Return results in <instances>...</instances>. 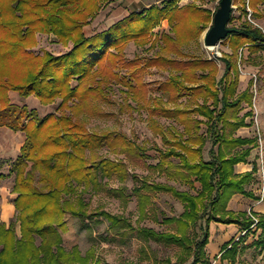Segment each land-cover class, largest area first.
<instances>
[{
  "label": "trees",
  "instance_id": "obj_1",
  "mask_svg": "<svg viewBox=\"0 0 264 264\" xmlns=\"http://www.w3.org/2000/svg\"><path fill=\"white\" fill-rule=\"evenodd\" d=\"M103 1L0 0V126L24 131L27 136L10 174L0 173V181L16 175L13 190L21 228L19 236L17 225L0 222V264H111L97 257L93 249L83 255L79 245L67 248L64 235L70 232L69 216L83 222L105 217L114 228L124 222L147 242L179 249L176 260L168 257L160 264H212L208 247L213 222L238 225L241 233H246L222 246V261L237 263L245 250L241 245L254 228L261 231L254 245L264 251V213L229 209L236 195L255 198L247 185L254 180L257 165L245 174L236 171L237 165L248 162L257 146L256 138L238 136V131L249 125L246 118L254 116L253 110L241 115L244 105L253 108L255 99L253 81L240 92L241 64L257 65L264 51V30L246 21L223 41L230 43L231 52L221 59L225 71L220 76L216 60L184 51L200 43L213 23L211 9L165 0L160 6L133 12L110 29L88 37L85 27L103 9ZM236 1L243 3L247 16L248 3ZM261 4L264 0H249L257 18L262 17L258 12ZM165 20L170 31L163 33L159 41L153 39L156 28ZM233 21L232 15L230 24ZM45 35L54 36L66 50L59 54L48 49L37 52L40 37ZM131 43L158 48V52L130 60L127 48ZM153 68L170 74L156 88L146 81ZM115 83L126 87V97L138 108L149 110L152 128L164 137L168 149H159L158 164L149 165L147 149L125 134L88 128L89 119L105 115L101 104L109 103ZM11 91L19 92L24 100L36 96L46 106L58 100L61 103L57 112L42 117L26 105H11ZM153 92L160 95L153 96ZM128 107L134 109L131 104ZM160 118L176 121L183 130L169 129V139L158 124ZM209 144L210 159H206ZM104 148L144 161L150 170L176 182H197L200 192L193 195L133 174L141 184L134 188L140 222L159 221L155 201L159 193L184 204L180 216L162 214L167 232L146 226L136 229L123 216L91 212L86 193L105 189V179L126 181L130 176L124 160L101 157ZM110 191L117 197H127L121 189ZM143 257L148 258L146 251Z\"/></svg>",
  "mask_w": 264,
  "mask_h": 264
},
{
  "label": "rangeland",
  "instance_id": "obj_2",
  "mask_svg": "<svg viewBox=\"0 0 264 264\" xmlns=\"http://www.w3.org/2000/svg\"><path fill=\"white\" fill-rule=\"evenodd\" d=\"M245 1L248 3V5L246 4V7L249 10V14L247 16L243 13V3L233 0L234 21L229 25V27L236 31L246 21H248L254 26L261 27L264 30V4H261L258 8V12L262 14V17L257 18V13L254 14L255 11L249 6V0ZM220 2L221 0H191L187 4L195 3L199 6L209 8L214 12L215 16V13L220 7ZM212 25L213 23L206 30V32L212 27ZM169 31L170 28L165 29L160 26L156 28L154 34L159 41L162 34ZM206 32L201 37L200 43H193L191 47L184 48V51L194 56L216 60L221 69L220 76H222L225 71V63L221 59L224 58V54L226 52H231L230 43L225 41L214 49L208 48L205 45ZM159 44L160 43H158V45ZM47 49L55 54H59L60 52L66 50L65 47H62L55 41L54 36H41L40 45L36 48V51L41 52ZM157 52L158 48L153 49L150 48V46L140 47L132 44L127 49V57L130 60L136 57H151L156 55ZM248 52V50L245 51L247 56ZM256 61L257 65H254V62H251L250 64H241L242 74L240 92L245 91L250 82L253 81L255 99L253 108L247 104L244 105L241 115L244 116L253 110L254 116L246 118V122L249 125L248 127L241 128L238 131V136L243 138H256L257 146L253 149L248 162L241 163L236 167L238 174H245L252 171L255 165L258 167V172L255 174L254 180L247 185V190L252 192L255 195V198L245 196V198L250 199L249 203L251 205H249L246 210L250 214L251 212L256 213L253 204H257L258 209L264 210V51L260 53L259 58H257ZM169 75L168 71L153 68L147 73L146 81L153 88H156L159 84L167 80ZM126 91V87L122 84L115 83L112 86V90L109 92V103L101 104V108L103 109L105 115L103 117H93L89 119L88 128L91 131L96 132L112 131L125 134L134 144L145 147L147 149L146 153L148 156L147 163L149 165H156L161 160L159 149L167 150L168 146L165 144L164 137L157 134L152 128L149 110L147 108L140 109L136 103L128 100L126 97ZM11 93L17 94V99L16 96ZM153 93V96L160 95L159 92ZM9 96L11 105L19 108L24 107L25 102L19 92L11 91ZM16 102L20 103L17 104ZM60 103L61 100H58L52 105H44L46 107L43 110L39 109L41 111H39L38 114L44 117L52 112H57ZM129 104H131L134 109L129 108ZM252 121L253 124H251ZM19 122L22 124V121L19 120ZM158 124L161 128H163L169 139H171L169 129L175 127L179 131L183 130V128L176 121L164 118L158 119ZM11 129L17 131L13 128ZM2 137L3 136L0 134V139H2ZM210 149L211 144L207 146L205 151L206 159H210ZM20 155L21 154H18L17 157L9 158L0 157V173L9 175L15 160H17ZM100 155L102 158H109L114 161L124 160L129 166L130 176L126 181L119 180L118 178L111 180L105 179L103 182L105 189L90 190L86 193L85 199L90 204V210L94 213L106 211L114 215L123 216L136 229L138 227L146 226L158 232H167L169 231V228L162 222V214L164 213L168 217L180 216L184 212L185 207L182 202L173 196L159 193L155 195V201L159 206L160 212L159 221L150 219L145 222H140V212L134 188L141 184H138V182L134 180L133 174L139 176L141 179L149 181L150 183L163 182L174 185L179 190L187 191L193 195H197L200 192L201 185L197 182H176L166 175H161L156 171L150 170L147 168L144 161L128 158L125 154L114 153L113 151H110L109 148L102 149L100 151ZM15 181V174L0 181V222L7 224L8 226L11 223L17 225V234L21 236L20 222L18 221L19 212L15 206L17 194L14 193L13 190ZM119 189L123 190L124 194L127 196L126 199L117 197L112 193V191H110ZM68 220L70 232L64 235L67 248L71 250L73 246L79 245L83 255H86L93 249L95 250L97 257L111 264H160V261L168 257L176 260L177 253L179 252L178 248L170 249L154 241H145L137 234L136 231L130 229V227H128L124 222L114 228L111 222L105 217H94L91 220L83 222L79 218L69 216ZM212 224H214L212 226H216V224L221 223L213 222ZM212 229H214V227H212ZM255 229L256 228H254L252 233L247 234L248 237L246 241L241 245L245 248V250L239 255L236 264H264V251L258 249L254 245V242H256V240L260 237L261 231H256ZM229 233L230 229L222 227V233L220 234V232H217V236L220 237L221 235H229ZM245 234L246 233H241L236 240H239V237L245 236ZM216 245L217 244H214L213 247ZM143 251L147 252L148 258L143 257ZM220 255L221 251L219 250V254L216 255L214 259L211 258L213 264H231L230 262H223Z\"/></svg>",
  "mask_w": 264,
  "mask_h": 264
},
{
  "label": "crops",
  "instance_id": "obj_3",
  "mask_svg": "<svg viewBox=\"0 0 264 264\" xmlns=\"http://www.w3.org/2000/svg\"><path fill=\"white\" fill-rule=\"evenodd\" d=\"M165 0H104L103 9L97 15V17L85 27V33L88 37H92L97 33H101L110 29L112 26L127 18L133 12H142L153 6H160ZM161 27L169 29L170 25L168 20H165ZM154 39L157 37L154 34ZM134 43H131V46ZM136 45V44H135ZM128 46V47H129ZM128 49V48H127ZM12 94V93H11ZM16 96L17 94H12ZM21 99L20 97H18ZM17 99V96H16ZM24 104L27 105L30 109L36 110L37 112L43 110L46 106L42 105L40 100L36 96H31L28 99L24 100ZM19 104L20 102H16ZM41 109V110H39ZM53 113V112H52ZM0 134L3 136L0 139V157H17L18 154H21V150L24 147L27 136L24 131H14L9 127H0ZM249 199V198H248ZM244 195H236L233 197L229 204V209L236 212H245L248 209V206L251 205L250 199L248 200ZM255 211L258 213H264V210L258 209L257 204H253ZM214 225V224H212ZM211 225V243L208 247V252L210 258L214 259L216 255L221 251L222 246L236 239L240 234V227L238 225H224L216 224V226ZM214 227V229H212ZM222 227L230 229L229 235L217 236V232L222 233ZM215 230V232H214ZM226 231V230H225ZM218 237V238H216ZM214 244H217L213 247ZM218 253V254H217ZM227 262V261H223ZM213 264V263H212Z\"/></svg>",
  "mask_w": 264,
  "mask_h": 264
},
{
  "label": "water",
  "instance_id": "obj_4",
  "mask_svg": "<svg viewBox=\"0 0 264 264\" xmlns=\"http://www.w3.org/2000/svg\"><path fill=\"white\" fill-rule=\"evenodd\" d=\"M233 0H221L212 27L205 34V45L215 48L222 44L235 30L229 27L233 15Z\"/></svg>",
  "mask_w": 264,
  "mask_h": 264
},
{
  "label": "built area",
  "instance_id": "obj_5",
  "mask_svg": "<svg viewBox=\"0 0 264 264\" xmlns=\"http://www.w3.org/2000/svg\"><path fill=\"white\" fill-rule=\"evenodd\" d=\"M191 0H180V4L181 5H184V4H187V3H189ZM216 48V47H215ZM212 49H214L213 47H212ZM220 55V54H219ZM220 57V56H219ZM220 257H221V255H220Z\"/></svg>",
  "mask_w": 264,
  "mask_h": 264
}]
</instances>
